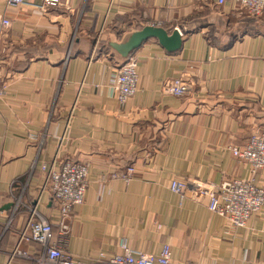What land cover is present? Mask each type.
<instances>
[{"label":"crops","instance_id":"crops-1","mask_svg":"<svg viewBox=\"0 0 264 264\" xmlns=\"http://www.w3.org/2000/svg\"><path fill=\"white\" fill-rule=\"evenodd\" d=\"M7 1L0 0V17L11 22L0 37V264H34L12 253L40 249L29 239L25 205L40 193V165L54 158L88 168L84 202L70 221L73 256L101 264L99 254L114 255L122 243L153 254L169 243L172 264H264V208L235 228L209 211L204 194L169 188L174 178L218 185L251 176L229 146L264 133V29L239 17L232 0H60L46 8ZM145 25L178 26L182 46L169 52L152 38L135 49L139 86L122 103L110 83L126 57L112 44ZM175 77L190 84L187 94L162 92ZM254 183L264 186V171ZM40 199L39 214L55 223L57 203Z\"/></svg>","mask_w":264,"mask_h":264},{"label":"built area","instance_id":"built-area-1","mask_svg":"<svg viewBox=\"0 0 264 264\" xmlns=\"http://www.w3.org/2000/svg\"><path fill=\"white\" fill-rule=\"evenodd\" d=\"M25 0H8L9 4H20ZM60 0H41L40 7L54 6ZM227 0H216L217 4H224ZM233 5L245 9L250 15L259 16L264 13V0H232ZM10 26V19L0 17V37ZM177 28V27H176ZM181 34L182 31L177 28ZM139 86V76L136 62L129 56L119 65L110 83V91L120 102H125L133 96ZM190 84L181 77H175L164 82L162 92L173 96H183L189 92ZM1 93V91H0ZM232 154L249 165L250 177H235L218 185L205 183L188 178L170 181L169 188L180 197L185 196L189 188L196 194H204L209 211L223 217L227 223L235 228L244 227L249 217L264 208V186L254 183L257 171H264V133L252 134L243 146H229ZM43 182L40 193L35 197V204L25 205L29 213L27 224L29 239L40 246L38 251L24 250L16 247L14 256L24 257L34 261V264H92V261L73 256L67 249L70 234L72 211L84 202L88 185L87 165L66 159L50 164H41ZM132 168L128 167L123 177L130 178ZM45 193L49 200L58 205V216L55 223H51L39 214L37 205L41 204V196ZM21 203L15 200V209ZM121 251L114 255L100 253L101 264H172V251L168 243H164L157 254L134 250L122 243ZM185 264H200L196 261Z\"/></svg>","mask_w":264,"mask_h":264},{"label":"water","instance_id":"water-1","mask_svg":"<svg viewBox=\"0 0 264 264\" xmlns=\"http://www.w3.org/2000/svg\"><path fill=\"white\" fill-rule=\"evenodd\" d=\"M152 38L156 39L169 52L179 50L183 41L182 34L177 28L170 31L161 26L145 25L133 31L124 42L113 43L112 46L120 55L126 57L127 60L130 54L141 46L144 41Z\"/></svg>","mask_w":264,"mask_h":264},{"label":"rangeland","instance_id":"rangeland-1","mask_svg":"<svg viewBox=\"0 0 264 264\" xmlns=\"http://www.w3.org/2000/svg\"><path fill=\"white\" fill-rule=\"evenodd\" d=\"M234 7L238 9L237 12L239 14V17L245 16L244 18H247L253 24V27L264 29V13L260 14L259 16H254V15H250L245 9L239 8L237 6H234ZM174 27H178V26H174ZM235 34L233 36H235ZM20 209H21L20 207L17 208V211H19ZM193 244H195V242ZM192 250H194V249H192ZM191 261L197 262V260L195 258H190L189 262H191Z\"/></svg>","mask_w":264,"mask_h":264}]
</instances>
